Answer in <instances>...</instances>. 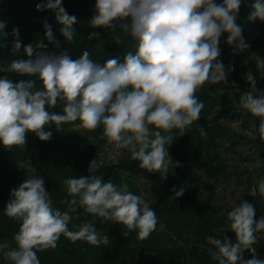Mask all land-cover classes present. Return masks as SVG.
<instances>
[{
  "label": "clouds",
  "instance_id": "9594fccd",
  "mask_svg": "<svg viewBox=\"0 0 264 264\" xmlns=\"http://www.w3.org/2000/svg\"><path fill=\"white\" fill-rule=\"evenodd\" d=\"M240 6L241 0H222L220 4L215 0H95L90 27L119 28L136 41L135 53L128 52L123 63L119 57L98 63L87 50L74 59L66 49L45 51L47 45L40 41L25 45L27 58L11 60L0 67V72L35 77L41 87L37 88V79L13 82L7 75L0 77V144L7 150L24 148L28 132L48 141L52 132L45 131V126L54 124L60 131L65 123L79 120L89 131L103 126L100 139L112 145L113 151L127 150L141 169L166 180L170 168L182 167L168 150L175 139L173 130L184 135L204 108L197 91L205 83L227 82L225 66L217 59L221 55V35L228 33L226 43L237 50L248 47L236 22ZM36 8L54 10L62 25L61 35L74 42L77 17L67 13L62 0H45ZM253 9L249 20L264 21V0H256ZM5 26L0 21L3 36ZM44 28L47 41L59 48L60 41L54 39L51 26L45 22ZM12 35L11 52L15 55L21 52L22 42L17 28ZM98 36L93 32L88 38ZM115 42L121 44V38L116 36ZM246 80L251 88L240 96L239 104L259 118L258 134L264 142V91L258 93L250 72ZM58 101L64 102L63 114L49 111ZM199 131L206 136L203 128ZM98 167L94 159L88 176L64 180L67 196L61 204H66L67 210L61 211L52 206L44 178L37 174L32 160L21 162L19 168L25 170L26 179L10 190L4 207L8 218L20 222L13 237L16 246L8 240L0 242V253L8 264H41L38 253L55 249L61 235L96 247L109 244V237L101 234L94 222L69 230L72 213L78 207L101 222L112 221L129 231L137 230L138 239L150 236L158 222L155 211L142 196L133 194L128 184L117 186L111 179L104 182L95 174ZM184 191V187H174V198L182 197ZM257 193L264 197V178L256 181L251 195ZM226 216L235 242L228 237L221 240L208 236L207 242L213 246L209 250L211 259L217 264H264L254 248L256 234L264 232V217L254 219V206L244 200ZM245 251L252 258L245 259Z\"/></svg>",
  "mask_w": 264,
  "mask_h": 264
},
{
  "label": "trees",
  "instance_id": "16d2710c",
  "mask_svg": "<svg viewBox=\"0 0 264 264\" xmlns=\"http://www.w3.org/2000/svg\"><path fill=\"white\" fill-rule=\"evenodd\" d=\"M41 2L45 0H0V21L6 25L3 30L6 35L0 33V67L9 65L13 59H26L23 47L39 41L47 45L45 51L58 53L66 49L74 59L87 50L90 58L98 63L116 57L123 63L128 52L135 53L136 41L119 28L113 31L90 27L95 0H62L67 13L77 17L73 25L76 35L71 43L61 35L62 25L57 22L54 10H37L36 5ZM45 22L51 26L54 39L60 41L59 48L45 38ZM14 28L19 30L22 47L20 53L12 55ZM93 32L99 33V36L89 39ZM116 36L121 38V44L115 42ZM5 75L13 82L37 79L0 72V77ZM36 86L41 87L38 79ZM212 92V87L202 86L196 93L204 103L200 118L182 136L178 135V129L173 130L175 139L168 150L172 160L179 161L182 167L170 168L167 179L163 181L158 173L141 169L139 162L133 161L127 150L117 163L101 159V149L106 140L97 139L80 147L64 141L63 133L72 125L81 123L79 120L65 123L60 131L56 130L54 124L45 126V131L52 132L48 141H41L35 133L28 132L24 148L7 150L0 144V242L8 240L12 247L16 246L13 237L19 230L20 222L8 218L4 214V207L10 198V190L26 179L25 170L19 168L25 158H30L37 174L43 176L52 206L61 211L67 210V205L61 204V200L67 196L64 180L88 176L90 162L95 159L99 165L95 174L100 175L104 182L111 179L117 186L126 183L133 194L140 195L143 191L155 196L149 206L158 218L156 229L148 238L141 240L138 239L137 230L129 231L121 223L101 222L98 217L78 207L72 213L69 230H78L74 226L84 222H94L97 230L109 237V244L96 247L84 241L72 242L61 235L55 249L38 253L41 264H217L209 255L213 246L208 244L207 237L215 236L221 240L228 237L234 243L235 234L230 231L226 216L231 208L215 204V188L221 179L230 178L235 170L222 151L229 131L214 117L227 99L213 96ZM63 103L58 101L57 106L49 111L63 114ZM200 127L206 131V136L200 135ZM261 143L264 147V142ZM138 177L146 180L144 188L138 185ZM180 186L185 188L184 195L176 199L172 189ZM243 200L254 206V219L264 217V197L259 193L253 196L246 192ZM256 235L262 239H257L255 246H263L264 249V232ZM259 254L264 256V250L260 249ZM244 258L250 259L252 254L245 251ZM0 264H8L2 253Z\"/></svg>",
  "mask_w": 264,
  "mask_h": 264
},
{
  "label": "rangeland",
  "instance_id": "374dc122",
  "mask_svg": "<svg viewBox=\"0 0 264 264\" xmlns=\"http://www.w3.org/2000/svg\"><path fill=\"white\" fill-rule=\"evenodd\" d=\"M255 2L256 0H241L236 21L243 29V39L248 45L246 49H235L226 43L228 33L221 35L218 45L221 55L217 59L225 66L227 82L203 85L213 88L211 95L224 96L227 99V103L218 108L214 117L229 131L223 141L222 151L235 172L230 178L221 179L216 184L215 204L227 205L229 208L238 205L246 192L252 193L256 181L264 178V147L258 134L259 118L252 116L239 104L240 96L251 88L246 80L247 73L250 72L255 78L258 93L264 91V21L249 20ZM215 3L220 4L222 0H215ZM233 56L234 63L231 66L230 60ZM102 131L103 126L89 131L78 123L69 127L62 137L64 141L80 147L84 143L100 139ZM145 182L142 177L137 178L141 188L145 187ZM140 195L148 204L155 198L149 192L142 191ZM260 238L262 239L257 235V239ZM262 247L254 245L256 256L264 260V256L259 254L260 249L264 250Z\"/></svg>",
  "mask_w": 264,
  "mask_h": 264
},
{
  "label": "built area",
  "instance_id": "2783aa9c",
  "mask_svg": "<svg viewBox=\"0 0 264 264\" xmlns=\"http://www.w3.org/2000/svg\"><path fill=\"white\" fill-rule=\"evenodd\" d=\"M233 58H231V66H233ZM125 150H119V152L113 151L112 145H108L107 142L104 144V146L101 149L100 157L101 159H106L111 161L112 163H117L119 157ZM103 162V161H102Z\"/></svg>",
  "mask_w": 264,
  "mask_h": 264
}]
</instances>
